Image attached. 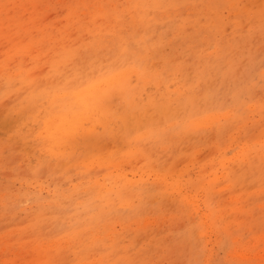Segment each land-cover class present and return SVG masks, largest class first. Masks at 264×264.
Returning <instances> with one entry per match:
<instances>
[{
    "label": "rangeland",
    "instance_id": "1",
    "mask_svg": "<svg viewBox=\"0 0 264 264\" xmlns=\"http://www.w3.org/2000/svg\"><path fill=\"white\" fill-rule=\"evenodd\" d=\"M0 264H264V0H0Z\"/></svg>",
    "mask_w": 264,
    "mask_h": 264
},
{
    "label": "bare ground",
    "instance_id": "2",
    "mask_svg": "<svg viewBox=\"0 0 264 264\" xmlns=\"http://www.w3.org/2000/svg\"><path fill=\"white\" fill-rule=\"evenodd\" d=\"M131 73H129V71H122L121 73H118L117 75H115L112 80L116 79V81H125V82H128L129 80V77H131ZM135 75V74H134ZM108 81H104L103 83L97 85V86H94L92 89H90L88 92H86V94H90V96L92 98L90 99H97L98 97L102 96V95H112L113 93L111 92L110 89H106L105 88V92H102L101 93V90L100 89V86H103L105 84H107ZM125 84H123L124 86ZM80 118H82L83 120L85 119L86 121L90 122L91 121V118L87 117V116H81L79 115ZM84 117V118H83ZM79 117H77L78 119ZM80 121V120H79ZM75 114L74 116L71 117V119L69 118V115H63L61 116L60 118H58L57 120H54L51 122V125H56L58 128H64V129H71V128H75ZM77 124V123H76ZM83 124V123H82ZM87 124V123H86ZM81 125V124H80ZM90 126V125H89ZM93 127V126H92ZM97 127V126H96ZM81 132V131H80Z\"/></svg>",
    "mask_w": 264,
    "mask_h": 264
}]
</instances>
